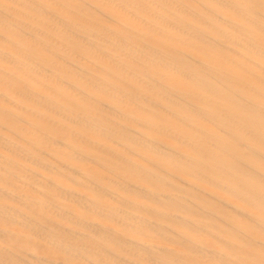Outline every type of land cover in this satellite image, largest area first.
Wrapping results in <instances>:
<instances>
[{
  "label": "bare ground",
  "instance_id": "obj_1",
  "mask_svg": "<svg viewBox=\"0 0 264 264\" xmlns=\"http://www.w3.org/2000/svg\"><path fill=\"white\" fill-rule=\"evenodd\" d=\"M0 264H264V0H0Z\"/></svg>",
  "mask_w": 264,
  "mask_h": 264
}]
</instances>
